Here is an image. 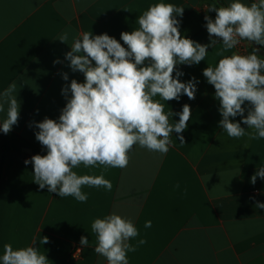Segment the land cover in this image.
<instances>
[{"label":"crops","instance_id":"1","mask_svg":"<svg viewBox=\"0 0 264 264\" xmlns=\"http://www.w3.org/2000/svg\"><path fill=\"white\" fill-rule=\"evenodd\" d=\"M223 1L226 6L233 2ZM160 2L185 8L176 17L183 37L210 44L204 16L215 18V11L208 12L210 5L220 7L215 0H0V93L16 82L20 102L18 123L8 134L0 131V142L13 149L1 167L0 256L6 243L15 250L35 241L48 264H107L94 251L91 224L115 213L131 220L139 232L129 241L136 251L127 253L128 264H264V208L256 206L264 203V180L250 182L264 167V138L229 137L219 126L220 103L203 69L223 58L216 54L221 43L209 47L198 65L176 66L184 73L181 82L199 81L195 99L181 95L179 101L166 102L155 97L166 114L181 112L184 104L192 113L185 131L170 136L173 143L166 154L136 145L126 168L73 169L78 175L103 173L111 191L84 185L86 202L61 198L47 187L40 189L33 181V165L24 163L36 154L46 155L35 138V123L45 117L58 120L66 104L62 88L73 79L84 82V75L73 72L65 58L72 38L83 32L107 33L127 47L120 34L137 29V17ZM241 2L250 5L254 0ZM65 32L68 43L58 39ZM254 48L264 58V47L247 40L224 55H247ZM56 60L60 63L54 64ZM242 107L246 116L249 105ZM6 111L7 106L0 121ZM231 119L242 121L240 116ZM170 120L178 122L179 116ZM241 127L254 131L242 122ZM146 221H151L150 228L144 227ZM81 236L88 238V246L80 244ZM42 237L49 242L40 244ZM140 239L146 243L139 245ZM76 249L81 253L75 256Z\"/></svg>","mask_w":264,"mask_h":264},{"label":"clouds","instance_id":"2","mask_svg":"<svg viewBox=\"0 0 264 264\" xmlns=\"http://www.w3.org/2000/svg\"><path fill=\"white\" fill-rule=\"evenodd\" d=\"M184 9L164 2L150 5L137 17V29L120 34L127 47L107 33L83 32L72 38L71 51L65 58L73 72L84 75V82L73 79L62 88L66 104L58 120L45 117L35 123L38 129L35 138L46 149V155L36 154L24 161L33 165V181L40 189L47 187L61 198L71 196L78 202H86L88 195L82 192V186L111 191L113 185L103 173L78 175L74 168L80 165L126 168L129 153L136 145L166 154L173 143L170 136L185 131L192 113L190 106L184 104L181 112L166 114L164 104L155 97L166 102L179 101L181 95L195 99L199 81L192 78L181 82L179 77L184 73L176 66L198 65L205 60L209 47L213 49L218 43L222 47L216 54L223 58L215 67L203 69V76L214 87V98L220 103L219 126L229 137L247 134L253 140L264 138V58L257 54L259 48L247 55L235 52L224 55L242 40L264 47V0H254L250 5L241 0H233L227 6L210 5L208 12L216 13L214 19L204 16L210 44L181 35L180 20L176 17H182ZM58 39L68 43L69 35L65 32ZM62 75L67 81V73ZM17 87L13 82L0 93V113L7 106L6 117L0 121V131L4 134L10 133L18 123ZM245 102L249 105L246 116L242 107ZM172 115L179 116L178 122H171ZM237 116L247 129L254 131L246 133L241 122L231 119ZM179 140L184 144L183 135H179ZM257 177L264 180V167L257 170L250 182L255 184ZM256 206L264 208V203L257 202ZM151 226V221L145 222V228ZM91 229L96 235L94 251L105 257L107 264H128L127 253L136 251L129 241L139 235L131 220L112 213L96 218ZM48 242L47 237H42L40 244ZM145 243L144 239L138 241L139 245ZM80 244L88 246V238L81 236ZM0 261L2 264L49 262L35 241L32 246L15 250L6 243Z\"/></svg>","mask_w":264,"mask_h":264},{"label":"trees","instance_id":"3","mask_svg":"<svg viewBox=\"0 0 264 264\" xmlns=\"http://www.w3.org/2000/svg\"><path fill=\"white\" fill-rule=\"evenodd\" d=\"M215 1H217L219 6H226L223 0H215ZM12 152H13V149H12V147L9 144H5V143L0 142V162H1V167L5 164L8 156H10L12 154ZM1 178H2V175L0 174V181H1Z\"/></svg>","mask_w":264,"mask_h":264},{"label":"built area","instance_id":"4","mask_svg":"<svg viewBox=\"0 0 264 264\" xmlns=\"http://www.w3.org/2000/svg\"><path fill=\"white\" fill-rule=\"evenodd\" d=\"M81 253V250L80 249H76L75 251H74V253H73V255H78V254H80Z\"/></svg>","mask_w":264,"mask_h":264},{"label":"water","instance_id":"5","mask_svg":"<svg viewBox=\"0 0 264 264\" xmlns=\"http://www.w3.org/2000/svg\"><path fill=\"white\" fill-rule=\"evenodd\" d=\"M0 174H1V162H0Z\"/></svg>","mask_w":264,"mask_h":264}]
</instances>
